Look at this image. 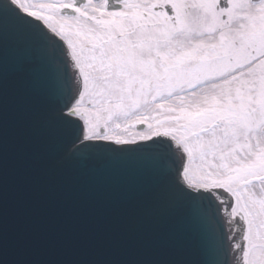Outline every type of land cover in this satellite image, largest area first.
I'll use <instances>...</instances> for the list:
<instances>
[{
	"label": "snow or ice",
	"instance_id": "1",
	"mask_svg": "<svg viewBox=\"0 0 264 264\" xmlns=\"http://www.w3.org/2000/svg\"><path fill=\"white\" fill-rule=\"evenodd\" d=\"M0 264H264V0H0Z\"/></svg>",
	"mask_w": 264,
	"mask_h": 264
},
{
	"label": "water",
	"instance_id": "2",
	"mask_svg": "<svg viewBox=\"0 0 264 264\" xmlns=\"http://www.w3.org/2000/svg\"><path fill=\"white\" fill-rule=\"evenodd\" d=\"M102 163V162H101Z\"/></svg>",
	"mask_w": 264,
	"mask_h": 264
}]
</instances>
